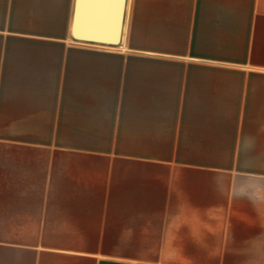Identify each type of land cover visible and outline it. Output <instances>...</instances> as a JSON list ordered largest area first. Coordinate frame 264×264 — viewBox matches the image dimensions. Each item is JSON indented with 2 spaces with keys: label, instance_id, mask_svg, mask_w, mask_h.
I'll return each instance as SVG.
<instances>
[{
  "label": "crops",
  "instance_id": "0c3cea01",
  "mask_svg": "<svg viewBox=\"0 0 264 264\" xmlns=\"http://www.w3.org/2000/svg\"><path fill=\"white\" fill-rule=\"evenodd\" d=\"M0 0V264H264V0Z\"/></svg>",
  "mask_w": 264,
  "mask_h": 264
},
{
  "label": "water",
  "instance_id": "95a60500",
  "mask_svg": "<svg viewBox=\"0 0 264 264\" xmlns=\"http://www.w3.org/2000/svg\"><path fill=\"white\" fill-rule=\"evenodd\" d=\"M126 0H77L73 37L77 41L117 45Z\"/></svg>",
  "mask_w": 264,
  "mask_h": 264
}]
</instances>
